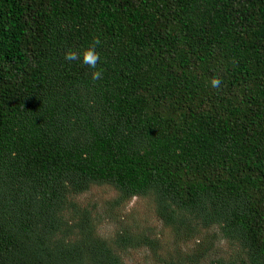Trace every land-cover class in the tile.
Listing matches in <instances>:
<instances>
[{
	"label": "trees",
	"instance_id": "obj_1",
	"mask_svg": "<svg viewBox=\"0 0 264 264\" xmlns=\"http://www.w3.org/2000/svg\"><path fill=\"white\" fill-rule=\"evenodd\" d=\"M95 38L97 81L64 58ZM103 184L192 251L98 234L76 198ZM218 238L207 264H264V0H0V264H200Z\"/></svg>",
	"mask_w": 264,
	"mask_h": 264
},
{
	"label": "rangeland",
	"instance_id": "obj_2",
	"mask_svg": "<svg viewBox=\"0 0 264 264\" xmlns=\"http://www.w3.org/2000/svg\"><path fill=\"white\" fill-rule=\"evenodd\" d=\"M117 192L108 184L94 185L92 188L79 195L76 200L81 206H86L93 212L96 218L97 232L106 239H112L116 232L128 226L134 233L144 232L160 241L161 248L158 251L160 257L180 256L176 252L178 246L183 253H190L194 246V240H185L177 237L171 228L165 226L155 214L153 203L149 197L133 196L129 200L116 205L114 203ZM218 231L211 228L210 232ZM224 239H217L212 250L200 264H207L210 259L226 257L231 249ZM127 264H161L158 258L146 247L129 248L123 256ZM162 259V258H161Z\"/></svg>",
	"mask_w": 264,
	"mask_h": 264
},
{
	"label": "clouds",
	"instance_id": "obj_3",
	"mask_svg": "<svg viewBox=\"0 0 264 264\" xmlns=\"http://www.w3.org/2000/svg\"><path fill=\"white\" fill-rule=\"evenodd\" d=\"M99 43V39L95 38L90 46H87L80 51L69 49L64 54L65 60L69 62L80 60L82 64L88 66V68L92 70L91 78L93 81L100 80L103 75L102 70L97 67L100 56L96 51V45H98ZM211 84L214 88L218 89L221 86V81L219 78L214 77L211 80Z\"/></svg>",
	"mask_w": 264,
	"mask_h": 264
}]
</instances>
